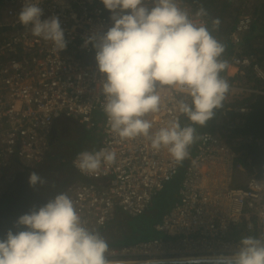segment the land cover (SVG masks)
<instances>
[{"label":"built area","instance_id":"1","mask_svg":"<svg viewBox=\"0 0 264 264\" xmlns=\"http://www.w3.org/2000/svg\"><path fill=\"white\" fill-rule=\"evenodd\" d=\"M225 1L239 10L248 2ZM24 2L0 1L6 6V22L0 26V192L17 174L42 163L56 120L75 118L88 131L100 121L103 139L95 151L114 150L115 162L83 173L73 164L76 156L71 166L85 181L65 190L90 231L105 232L117 216L143 214L185 166L176 201L153 226L159 235L108 246L107 262L229 256L238 250L241 237L264 239V170L245 155V147L251 145L264 155V137L232 134L243 127L240 116L248 112L247 106L236 108L238 116L233 118L223 113L214 129L197 134L189 156L179 164L167 149L154 150L148 137L122 139L110 131L103 111L104 76L97 67L96 50L92 43L85 45L88 37L107 32L112 13L102 0H41V19L57 16L64 31L67 46L57 53L51 41L33 36L30 26L19 22ZM178 2L211 33L218 28L226 31V40L234 46L226 59L227 77L249 69L264 85V62L243 48L252 25L248 13L235 20L217 12L197 17L190 0ZM145 6H152L150 0H145ZM216 19L218 26L213 24ZM229 90L264 95V89L230 86ZM161 96L159 111L146 116L152 122L149 136L172 120L183 125L185 114L179 112L178 102L186 96L167 89H161Z\"/></svg>","mask_w":264,"mask_h":264},{"label":"clouds","instance_id":"2","mask_svg":"<svg viewBox=\"0 0 264 264\" xmlns=\"http://www.w3.org/2000/svg\"><path fill=\"white\" fill-rule=\"evenodd\" d=\"M102 0L112 15V26L101 35L86 39L96 50L98 70L103 74V111L110 131L122 139L148 137L154 150L167 149L176 163L189 156L197 137L192 124L204 126L222 106L229 91L221 73L228 68L222 59L225 45L204 22L190 18L178 0ZM41 0H25L19 22L32 35L51 41L53 51L67 46L57 16L41 19ZM201 7L197 17L207 16ZM214 26L219 20L213 21ZM161 89L178 90L186 96L178 102L179 112L192 124L182 127L172 120L149 136L152 122L146 118L161 106ZM114 150L82 151L73 161L83 173L101 164L115 162ZM38 173L29 175L30 186L43 184ZM25 230H9L0 239V264H107L108 244L98 233L83 226L72 199L64 192L33 208L16 221ZM221 264H264V239L241 237L238 250L220 258Z\"/></svg>","mask_w":264,"mask_h":264},{"label":"trees","instance_id":"3","mask_svg":"<svg viewBox=\"0 0 264 264\" xmlns=\"http://www.w3.org/2000/svg\"><path fill=\"white\" fill-rule=\"evenodd\" d=\"M247 1H248L247 5L244 7L246 9L245 11H247V13L251 16L252 25L250 30L244 36L243 48L245 49L247 54H252L256 61L262 63L264 62V0H253L255 1V4L253 5L251 13H249L248 11L250 10L249 6L252 0L251 1L247 0ZM190 4L195 10H199L201 7L206 9L208 15L205 17H208L213 12H217L229 19L235 20L237 18L236 16L237 8L233 7L225 0H190ZM5 22H6V6L0 4V26ZM212 35L223 44L226 43L225 30L218 28L214 30ZM231 47L232 44L229 45L227 52L223 53L225 54V56L229 53L228 51ZM221 58L223 59V57ZM226 70L221 73V76L228 81L229 86H235L237 88L249 89V90L264 89V85L254 79L253 74L249 69L242 70V72L238 73L234 77H227ZM242 106H247L249 110L246 114L240 116L241 119L244 121V125L241 128L233 129L232 130L233 136L236 137L240 134L242 135L251 134L255 136L264 137V95L248 93V92L231 94L229 90L226 93L225 99L222 102V106L214 110L215 111L214 117L209 121H207L204 126H200L198 124H192V122L185 115L182 127L192 124V126L195 128L194 135L196 136L199 133L214 129L216 121H218L222 117L223 113H226L228 116L232 118L238 116V113L236 112L235 109ZM245 150H246L245 155L251 159L253 164L258 166L263 171L264 155L255 146L252 145L245 147ZM61 159L65 160L66 157L63 158L60 157L59 160ZM71 160L73 159L71 158ZM184 168L185 166L183 165L180 168L177 176L172 180V181L176 180L179 183V186L184 172ZM67 178L69 177L67 176ZM175 201L176 198L158 216L153 226L170 209V207L173 205ZM149 208L143 214L147 213L149 211ZM4 211L5 210L0 208V216L1 215L4 217L7 216V213H3ZM16 214L17 213H13V216L17 217L18 215ZM141 215L133 218L126 216H117L113 220V222L109 225L108 229L105 231L108 232L109 229L113 231L110 232L111 234H113V238L109 242H107L108 246L118 247L126 244L136 243L142 240H146L154 236L155 237L158 236L159 234H157L154 231V229L152 232L147 233L141 230V225H132V223H129L131 219L138 218Z\"/></svg>","mask_w":264,"mask_h":264},{"label":"crops","instance_id":"4","mask_svg":"<svg viewBox=\"0 0 264 264\" xmlns=\"http://www.w3.org/2000/svg\"><path fill=\"white\" fill-rule=\"evenodd\" d=\"M251 1V0H250ZM237 8V12H236V16L241 15L243 13H247V11L244 10H239L238 7ZM225 45V52H227L228 46L224 43ZM234 51V46L232 45V47L229 49V53L225 56V54L222 55L223 59L226 60L227 58H229V56L233 53ZM234 72V71H233ZM233 75V74H232ZM64 122H71L72 125H78L77 121L75 120V118H71V117H61L58 120H56L50 136H49V140L47 141V145H46V149L44 152V158L43 161L41 163V165L39 166H35L34 168H31L21 174H17L13 180L10 182V184L8 185V187L6 189H4L1 193H0V197L4 196L5 198L10 197V196H16V198L21 199V203L24 204L23 206L20 205L19 210L22 212V214H20V216L27 214L30 212V210H32L34 207L35 208H39L40 206H43L44 204L47 203V201L50 199V194L53 191V187L55 184L54 180V176L48 175L47 178H45V174L41 173L39 174L38 170H40L42 167H44V165L46 164V159L50 156V157H55L56 159H58V163H60V157L63 158L65 155L62 154L59 150V148L57 147V145L60 143L61 141V129L63 128V124ZM98 124L100 125L99 129H97V127H95L94 129H92V134L89 138L84 139V143L86 144L85 148L82 149V151H95L97 150L101 144H102V139H103V128H102V123L99 121ZM91 131V130H90ZM54 148H51L53 147ZM51 149H53V153H51ZM80 151V152H82ZM78 152V153H80ZM55 153V154H54ZM77 152L71 153L70 156H65L66 157V161H72L71 158H75L78 155ZM52 154V155H51ZM66 163V162H65ZM61 164V163H60ZM71 165V162H70ZM32 172H36L38 173L41 177L44 178L45 182L43 184H38L36 185L37 191H35V193H31V190H34L35 187L30 186L29 184V175ZM68 173V172H67ZM68 176V180L69 183L68 185L77 183V182H84L85 180L83 178H81L77 173L73 172V171H69V173L66 175ZM36 196V197H35ZM6 211V209H5ZM13 213H16L15 211H11ZM19 216V217H20ZM21 228V227H19ZM22 230H25L24 228H22ZM18 231H20V229H18ZM110 232H113L112 230H108V232L105 233H98L102 238L105 236H108V234H110Z\"/></svg>","mask_w":264,"mask_h":264},{"label":"rangeland","instance_id":"5","mask_svg":"<svg viewBox=\"0 0 264 264\" xmlns=\"http://www.w3.org/2000/svg\"><path fill=\"white\" fill-rule=\"evenodd\" d=\"M254 4H255V1L252 0L249 6L250 7V10L248 11L249 13H251ZM226 43L225 44L229 48L230 43L227 40H226ZM97 126H98L97 129H99L100 125L98 124ZM92 132H93L92 130L91 131L85 130L80 125H72L71 122H64L63 128L61 129V136H62L61 141L57 145V147L59 148L60 152L64 154L65 156H70L71 153H74V152L78 153L82 151L83 148L86 147L85 146L86 144L84 143V139L89 138ZM54 146L55 145H53V147L51 148H54ZM51 153H53V149H51ZM69 168L70 167L67 162L65 163V165H62L58 163L55 157L49 156L46 159V164L44 165V167L38 170V172L39 174L44 173L46 176L45 178H47L48 175H51V176H54V178H57L58 180L61 178H64V179L66 178V175L69 173V171H71V168L70 169ZM178 188H179V183L176 180L169 182L165 186V188L153 198L150 204L149 211L141 215L138 218L131 219L129 223H132V225H141V230L147 233L152 232L153 224L158 218V216L168 207V205H170L175 200ZM35 191H37L36 186L34 190H31V193H35ZM10 197H13L14 199V196H10ZM5 199L6 198L4 196L0 197V208L4 204L3 201ZM15 200L10 201V203L8 204L11 208V211H15L17 213L16 215H18L17 218H19L20 214H22L19 208H20V205L23 206V204L20 202L21 199L17 198V201ZM4 207H7V206H3L2 209ZM103 238L106 240V242H109L113 238V234L110 233L108 234V236H105Z\"/></svg>","mask_w":264,"mask_h":264},{"label":"flooded vegetation","instance_id":"6","mask_svg":"<svg viewBox=\"0 0 264 264\" xmlns=\"http://www.w3.org/2000/svg\"><path fill=\"white\" fill-rule=\"evenodd\" d=\"M65 157V156H64ZM65 162H67L69 164V167L71 168V171L75 172L74 169L72 168V166L70 165V162L71 161H66V160H63L61 159L60 160V163L62 165H65ZM69 168V169H70ZM54 181L56 182L54 184V188H53V191L51 192L50 194V199L55 197L57 194L61 193V192H64L65 193V190H66V187L68 186V183H69V180L66 176V178H61V179H58L57 178H54ZM16 199V200H15ZM17 201V198L14 197H7L4 201H3V206H7V207H4L3 210L6 209V211H4L3 213H7V216L4 217V216H0V239H5L6 238V233L9 231V230H12L13 233H16L18 232V229H20V231L22 230L23 226H20V225H17L16 224V221L18 220L17 217H14L10 211H11V208L9 206L8 203H10V201ZM24 205V204H23ZM1 207V209H2ZM9 208V209H8ZM21 227V228H19Z\"/></svg>","mask_w":264,"mask_h":264},{"label":"water","instance_id":"7","mask_svg":"<svg viewBox=\"0 0 264 264\" xmlns=\"http://www.w3.org/2000/svg\"><path fill=\"white\" fill-rule=\"evenodd\" d=\"M113 264V263H111ZM116 264H221L220 258L210 259H189V260H168V261H150L137 263H116Z\"/></svg>","mask_w":264,"mask_h":264},{"label":"bare ground","instance_id":"8","mask_svg":"<svg viewBox=\"0 0 264 264\" xmlns=\"http://www.w3.org/2000/svg\"><path fill=\"white\" fill-rule=\"evenodd\" d=\"M224 256H211V257H186V258H169V259H154L153 261H170V260H189V259H210V258H221ZM137 263V262H150L149 260H138V261H112V262H107V264H116V263Z\"/></svg>","mask_w":264,"mask_h":264}]
</instances>
